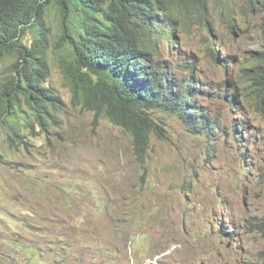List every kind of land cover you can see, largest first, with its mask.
I'll list each match as a JSON object with an SVG mask.
<instances>
[{
  "label": "rangeland",
  "instance_id": "374dc122",
  "mask_svg": "<svg viewBox=\"0 0 264 264\" xmlns=\"http://www.w3.org/2000/svg\"><path fill=\"white\" fill-rule=\"evenodd\" d=\"M211 11L212 29L182 12L180 44L164 55L177 80L194 75L201 110L192 114L215 129L194 134L158 110L164 135L151 134L142 162L128 131L73 104L55 54L60 14L47 9L46 85L65 106L34 135L23 105L28 145L0 125V264H264V104L247 102L236 82L261 48L260 16L249 0H215ZM17 58L0 60V83Z\"/></svg>",
  "mask_w": 264,
  "mask_h": 264
},
{
  "label": "trees",
  "instance_id": "16d2710c",
  "mask_svg": "<svg viewBox=\"0 0 264 264\" xmlns=\"http://www.w3.org/2000/svg\"><path fill=\"white\" fill-rule=\"evenodd\" d=\"M215 0H0V60L16 54L15 69L0 83V125L8 127L12 142L29 144L21 133L24 124L35 133V126L49 132L57 113L65 104L46 85L50 77L49 37L52 29L46 12L56 6L62 33L55 41V53L72 102L94 111V123L102 113L132 135L134 151L144 161L152 133L164 135L154 112L168 110L178 114L194 134H201L191 112L198 111L199 90L193 87L194 75L176 79L165 58L162 42L172 52L177 37L179 15L196 14L212 29L215 20L211 4ZM260 16L263 48L252 67L241 69L236 82L247 102L264 104V0H249ZM37 30V31H36ZM32 32L30 45L24 37ZM215 47L221 46L214 43ZM70 46L65 55L62 49ZM220 57V56H219ZM227 64V62H226ZM195 96V97H194ZM236 93L226 94L231 107ZM197 98L190 108L189 100ZM204 117V115H202ZM215 128H212L214 130ZM210 132V131H209ZM32 134V135H33Z\"/></svg>",
  "mask_w": 264,
  "mask_h": 264
},
{
  "label": "clouds",
  "instance_id": "9594fccd",
  "mask_svg": "<svg viewBox=\"0 0 264 264\" xmlns=\"http://www.w3.org/2000/svg\"><path fill=\"white\" fill-rule=\"evenodd\" d=\"M261 36H262V34H261ZM219 45H221V44H219ZM167 48H169V46H167ZM217 48V47H216ZM261 48H263V41H262V45H261ZM261 48L256 52V54L254 55V57L252 58V59H250V60H248V59H246L247 60V64L248 65H250L251 67H252V63H253V61H254V59H255V57L258 55V53H259V51L261 50ZM219 55V54H218ZM194 87V86H193ZM195 88V87H194ZM195 97V96H194ZM197 101V98H194L193 100H189V103H193L194 101ZM200 99L198 98V101H199ZM197 101V102H198ZM199 104V102L197 103V105ZM190 105H193V104H190ZM193 107H194V105H193ZM193 107H190V108H193ZM201 110V108L199 107V105H198V111H197V113L199 112ZM192 112H195V109L192 111ZM192 112H191V114H192ZM198 115V114H197ZM192 116H193V114H192ZM193 118L195 119V120H197V121H201L202 123H200V124H196V128L197 129H199V130H201L202 131V133H211L212 132V128L211 127H208V126H206V124H205V120L204 119H199V118H196L195 116H193ZM200 118H203L202 117V115H200ZM210 131V132H209ZM201 133V134H202ZM250 264H252V263H250Z\"/></svg>",
  "mask_w": 264,
  "mask_h": 264
},
{
  "label": "bare ground",
  "instance_id": "6f19581e",
  "mask_svg": "<svg viewBox=\"0 0 264 264\" xmlns=\"http://www.w3.org/2000/svg\"><path fill=\"white\" fill-rule=\"evenodd\" d=\"M37 31V30H36Z\"/></svg>",
  "mask_w": 264,
  "mask_h": 264
}]
</instances>
